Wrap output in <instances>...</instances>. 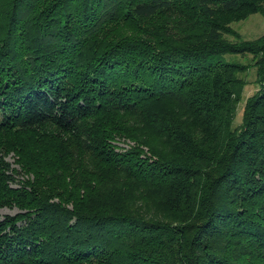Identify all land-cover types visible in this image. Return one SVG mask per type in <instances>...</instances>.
Segmentation results:
<instances>
[{
	"label": "trees",
	"instance_id": "obj_1",
	"mask_svg": "<svg viewBox=\"0 0 264 264\" xmlns=\"http://www.w3.org/2000/svg\"><path fill=\"white\" fill-rule=\"evenodd\" d=\"M254 13L264 0H0V153L34 174L11 189L0 164V207L27 210L0 219V264H264V36L225 37ZM245 52L260 88L234 127L248 65L226 55Z\"/></svg>",
	"mask_w": 264,
	"mask_h": 264
},
{
	"label": "rangeland",
	"instance_id": "obj_2",
	"mask_svg": "<svg viewBox=\"0 0 264 264\" xmlns=\"http://www.w3.org/2000/svg\"><path fill=\"white\" fill-rule=\"evenodd\" d=\"M178 10L176 8L171 9L169 12H166L165 14L167 16H175L177 14ZM220 17V18H219ZM227 16L220 13V15L217 17L218 19H223L226 18ZM226 26L233 31V33H227L226 38L229 41L233 42H242V41H250V40H255L257 38H260L264 36V15L260 13H254L250 14L248 17L240 20H230ZM227 59L231 60H236L241 63H244L248 65V68L245 72L240 73V76L244 78L246 81L245 88L243 90V93L241 95V98L237 104V110H236V119L234 123V127H240L243 124L244 120V110L246 107V104L249 99L252 98V96L259 90L260 85L258 83V69L257 66L255 65V59L256 57L249 53H239V54H227L226 55ZM5 138V137H4ZM136 145V142L132 139L129 138H124V137H117L116 139L113 140V146L118 153H124L125 151L131 149ZM146 150V149H145ZM57 151L56 149L53 150L54 152ZM58 152V151H57ZM1 155V169L2 172L5 175H10L14 178L7 180L8 187L11 189H20L23 187L24 179H34V174L31 172L26 173L25 171L22 170V161L20 162V157L15 151H9L7 153H0ZM86 160L83 162V169H90L92 170V173L96 174L100 170L101 162L96 161L93 156L87 154L85 155ZM64 156H59L58 159H56V164L54 166H50L48 164H45V166H50L49 171H51L54 167L59 162H62L60 166H57L56 168L61 169L62 174L66 175L67 177L65 178L66 181H71L72 179V174H68L66 171V168L69 166V162L66 161L64 162L63 160ZM78 163V161H77ZM97 169H99L97 171ZM48 171V172H49ZM59 171V170H57ZM78 173V172H76ZM26 184V183H25ZM55 186L51 188L50 186H45L46 190H49V192H61L60 189L57 188L56 183H52ZM92 185H95V181L92 182ZM26 190H31L30 185L26 184L24 186ZM43 187V188H44ZM71 189H76L75 187L70 188ZM68 192V191H67ZM82 193V191H81ZM53 200H58L57 196L54 197ZM69 207H72V204L69 205ZM26 209H22L19 205H14L12 206H2L0 207V219H3L7 215H16L17 213H23L26 212Z\"/></svg>",
	"mask_w": 264,
	"mask_h": 264
}]
</instances>
